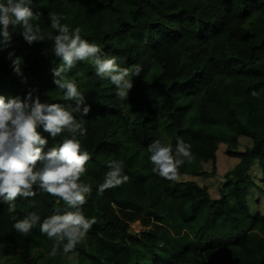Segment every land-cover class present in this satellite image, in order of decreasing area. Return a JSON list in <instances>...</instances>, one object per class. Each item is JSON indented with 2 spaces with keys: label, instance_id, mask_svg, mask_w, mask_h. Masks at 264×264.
Here are the masks:
<instances>
[{
  "label": "trees",
  "instance_id": "1",
  "mask_svg": "<svg viewBox=\"0 0 264 264\" xmlns=\"http://www.w3.org/2000/svg\"><path fill=\"white\" fill-rule=\"evenodd\" d=\"M30 7V23L39 25L44 39L29 44L21 26L9 28L7 45L0 37V96L7 102L31 91L41 103L61 104L83 120L87 134L76 138L92 158L80 182L92 191L82 212L97 223L68 254L75 259L69 260L62 247L51 256L55 241L39 225L24 236L14 224L31 212L42 222L57 210L74 209L34 186L37 195L18 197L14 212L0 201L1 259L10 264H264V213L252 215L248 197L252 189L256 195L264 190L249 174L256 165L264 184V0H32ZM50 14L63 17L60 22L70 31L79 27L81 38L100 48V58L115 57L120 68L142 67L139 76L130 77L127 99H118L115 86L98 77L88 61L54 75L62 61L48 38L57 34ZM17 57L23 77L12 68ZM62 78L77 84L85 97L79 107L89 106L88 116L74 110L75 101L64 100L53 83ZM37 132L47 141L44 153L72 138L67 132L52 138L42 125ZM242 137L251 146L240 153ZM180 139L191 146L192 161L185 159L178 178L207 177L202 164L215 162L220 145L237 159L217 199L207 187L164 180L152 171L148 146ZM111 161L122 162L129 180L98 195ZM135 223L140 233L131 232Z\"/></svg>",
  "mask_w": 264,
  "mask_h": 264
},
{
  "label": "clouds",
  "instance_id": "2",
  "mask_svg": "<svg viewBox=\"0 0 264 264\" xmlns=\"http://www.w3.org/2000/svg\"><path fill=\"white\" fill-rule=\"evenodd\" d=\"M31 2L32 0H6V3H0V37L5 45L12 39L9 28L14 29L16 26L22 27V36L29 44L44 39L39 35V25L34 27L30 23L34 18ZM36 18H39L38 15ZM49 19L51 28L57 34H50L48 38L54 41V54L62 61L53 70L54 75L61 76V73L75 67L77 62L88 61L94 65L98 77L109 80L115 86L118 99H127L133 87L130 77L139 76L142 67L137 64L131 68H120L115 57L100 58L97 55L100 48L82 39L79 27L70 31L67 24L60 22L63 17L56 14H50ZM12 55L9 54L10 58ZM12 68L16 76L23 77L21 58L12 60ZM53 83L64 92V100L77 103L75 111L81 116H88L91 109L89 106H84L82 110L79 107L85 97L74 81L62 78ZM5 101L6 98L0 96V201L8 203L9 211L14 212L16 199L35 197L37 192L34 191V186H37L42 192L56 198L57 202L62 201L67 209H74L63 214H59L57 210V213L46 217L42 222L36 212H31L14 224L15 230L24 236L39 225L40 232L55 241L50 255L55 257L62 247L64 255L73 260L75 255L68 254L74 253L77 244L83 241L97 223L95 217L88 219L82 212V206L87 203V197L92 191L91 185L80 182L86 172L85 165L92 158L86 150H82L80 140L76 138L77 134H87L84 122L82 119L78 122L72 111L61 104L41 103L38 96L33 98L31 91L24 99L15 97ZM41 125L44 132L50 133L52 138L64 132L72 134V138L64 139L58 148L53 147L44 153L43 146L47 141L41 139L37 132ZM190 147L180 139L173 155L170 146H164L159 140L152 142L148 146L152 171L164 180H177L179 167L184 164L185 159L189 163L192 161ZM107 167L109 170L104 182L98 186V195L129 180L123 174L122 162L111 161Z\"/></svg>",
  "mask_w": 264,
  "mask_h": 264
},
{
  "label": "rangeland",
  "instance_id": "3",
  "mask_svg": "<svg viewBox=\"0 0 264 264\" xmlns=\"http://www.w3.org/2000/svg\"><path fill=\"white\" fill-rule=\"evenodd\" d=\"M164 146H170L173 150V155H175L176 145L174 142H169L168 140L161 141ZM251 146V141L247 138H239L237 151L243 152L245 149ZM237 159L230 157L226 154V147L225 145H220L215 154V162H206L202 164L203 170L208 174L207 177H189V176H182L177 180L179 182H193L199 186L207 187L210 195L213 199H217L220 196L219 190L222 184L225 183V174L232 170V168L236 165ZM249 174L252 180L257 185V188L262 187L264 189V184L261 182V173L260 170L257 169V166H253L252 169L249 171ZM260 189V188H259ZM262 189H260L262 191ZM252 189L249 193V199L252 201L250 208L252 210V215L257 213H264V199L263 193L264 190L260 193L257 191H253ZM142 231V227L139 223H135L131 225V232L134 234L140 233ZM1 253V251H0ZM0 264H10L5 262L0 257Z\"/></svg>",
  "mask_w": 264,
  "mask_h": 264
}]
</instances>
